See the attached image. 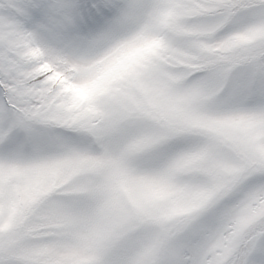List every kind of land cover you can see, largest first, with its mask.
Listing matches in <instances>:
<instances>
[{"label": "rangeland", "instance_id": "obj_1", "mask_svg": "<svg viewBox=\"0 0 264 264\" xmlns=\"http://www.w3.org/2000/svg\"><path fill=\"white\" fill-rule=\"evenodd\" d=\"M0 264H264V0H0Z\"/></svg>", "mask_w": 264, "mask_h": 264}]
</instances>
